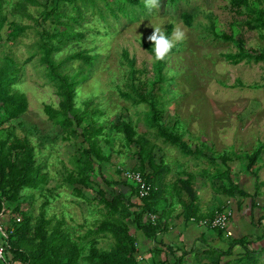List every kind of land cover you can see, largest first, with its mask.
<instances>
[{
	"label": "rangeland",
	"instance_id": "1",
	"mask_svg": "<svg viewBox=\"0 0 264 264\" xmlns=\"http://www.w3.org/2000/svg\"><path fill=\"white\" fill-rule=\"evenodd\" d=\"M19 1L5 0L3 3L5 21L0 28V53L11 50L16 58L23 61L33 49L31 43L37 34L33 27H28L15 43L7 40L9 20L35 24L32 17H20L10 12ZM256 1L264 8V0ZM116 10L117 17L107 14L110 25L89 14L82 24L85 35L56 52L62 56L78 47H86L91 53L101 54L93 72L76 86L75 103L84 107L88 102L89 108L96 109V113L84 117V122L90 118L102 122L103 132L98 144L104 157L95 161L97 168L90 172L88 183L68 180L75 170L73 156L86 142L81 135L76 138L67 136L59 124L47 117L43 103L57 105L60 97L46 80L43 64L37 55L31 57L23 63L21 79L15 86L25 93L27 107L17 117L2 120L0 116V138L7 137L6 145L14 148L20 143L31 144L35 162L43 176L38 187L22 190L19 204L22 211L12 209L14 202L5 207L4 218L12 224L10 217L19 221L16 217L21 220L22 212H29L31 225L43 218L48 234L53 233L52 230L68 233L77 243L76 264H91L85 258L91 241L84 234L105 216L106 209L99 200L100 190L110 197L119 186L128 189V185L114 182L116 178L123 179L116 169H131L138 162L134 152L137 143L125 144L122 131L116 132L115 128L108 135L110 123L125 120L137 132L146 130L144 113L147 106L142 102L133 104L121 94V90L129 88V64L124 50H127L128 57L134 59L133 81L148 88L154 75L152 67L155 60L153 49H150L153 44L148 36L154 26L169 36L175 27H180L186 34L185 39L177 43V49L165 59L163 70L167 82L162 84V90L157 91L162 100V122L186 139L192 148L199 147L202 153L182 152L176 145L158 137L154 129H148L145 136L155 143L154 159L169 166L164 175V181L169 185L179 176L194 174L192 188L197 191V201L206 211H212L211 215L229 206L232 210L228 222L230 231L244 233L247 228L260 231L264 228V218L260 216L264 209L258 206H264V150L250 168L246 167L244 153L250 152L259 141H264V59L230 62L222 53L235 50V43L213 36L203 26L209 22L211 13L217 30L242 38L245 48L253 53L264 50V30L248 27L244 22L248 18L247 11L230 0H160L159 9L149 11L148 15L142 13L139 19H129ZM183 10L194 14L192 24L187 25L180 16ZM26 11L36 15L37 7L27 3ZM69 63L76 66L78 60L73 59ZM218 154L226 156V162L219 163V166L209 158H219ZM226 166H230V177L248 194L236 192L229 196L216 190L220 180L214 175L219 168ZM256 166L257 180L254 174ZM206 168L208 170L203 172ZM107 177L112 181L108 182ZM126 181L135 184L131 179ZM252 200L259 204L251 209ZM211 204L216 205L210 208ZM160 206L166 209L165 212L170 208V204L164 202ZM252 210L253 215L250 216ZM127 224L135 237L142 235L141 229L132 223ZM206 231L215 232L211 228ZM94 236L95 245L100 248H109L114 243L109 232L94 233ZM66 245L63 244L61 249Z\"/></svg>",
	"mask_w": 264,
	"mask_h": 264
},
{
	"label": "trees",
	"instance_id": "2",
	"mask_svg": "<svg viewBox=\"0 0 264 264\" xmlns=\"http://www.w3.org/2000/svg\"><path fill=\"white\" fill-rule=\"evenodd\" d=\"M4 2L5 0H0V28L5 21V12L2 7ZM230 2L243 7L247 11L248 18L244 22L248 27L264 30V8L256 0H230ZM27 3L37 7L36 15L26 11ZM11 9V13L20 15V17L23 15L32 17L35 24L32 26L30 23H20L15 19L9 20L7 40L15 43L21 32L28 27H33L37 36L31 43L33 49L23 61L16 58L11 50L0 53L1 119L17 117L26 109V95L16 89L15 86L21 79L23 63L37 55L43 64L42 72L46 80L54 86L60 97L57 105L50 102L43 103L44 112L52 122L59 124L67 136L76 138L81 135L86 142V145L79 146L78 151L73 156L72 161L75 170L74 173H70L68 180L86 184L90 181V172L95 171L97 168L95 161L104 157L98 144L99 136L103 132V124L94 118L84 122V117L89 113H96V109L89 108L88 102H85L84 107L76 106L75 90L78 83L93 72L101 54L100 52L91 53L86 47H78L62 56L56 55V52L70 42H77L85 35L82 24L85 19L89 18V14L98 16L107 25H110L107 16L117 17L116 9L129 19H139V15L142 13L148 15L149 10H146L144 0H20ZM180 16L187 25L192 24L194 21V14L187 10L181 11ZM203 28L213 36L231 40L235 43V50L222 53L230 62L237 63L241 60L264 59V50L253 53L245 48L242 38L236 37L233 33L227 34L217 30L215 18H212L211 13H209V22ZM176 49L177 47H174L172 50ZM124 55L129 64V80L127 83L129 88L121 90V94L129 98L133 104L142 102L147 106L144 113L146 130L137 132L128 121L120 120L110 123L108 135H111L112 130L115 128L116 132L122 131L125 144L134 141L137 143L138 147L134 152L138 156V162L131 169L138 170L143 178L152 184V187L145 196H138L136 184L127 183L123 177L122 180L114 179V182L119 183V185L126 184L128 189L119 186L117 192L110 197H107L105 192L99 189L101 193L99 200L106 209L105 216L99 223L94 224L85 231L86 234L84 235L89 236L87 237L88 241H91L88 244L85 258L91 264H162L163 261L159 257V252L164 247L169 249L170 246L164 243L165 241L158 234L167 227L166 209L160 206L161 202L170 204V206L174 203L179 204L185 218H189L192 214L199 212L198 195L196 189L192 188L194 174L179 176L170 185L165 183L164 175L169 166L163 161L161 163L155 161L153 156L155 143L146 138L145 133L148 129H154L157 136L161 137L163 141L176 145L185 153L200 154L202 150L197 146L192 148L186 139L179 133L171 131L162 122V100L157 91L162 90V84L167 82L163 70L166 60H154L152 67L154 75L150 79V85L147 88L140 85L139 82L135 83L133 81L135 77L134 59L128 57L127 50H124ZM73 59L78 60L76 66L69 63ZM6 139L7 137L0 138V210L3 205L6 207L15 202L12 209L22 211L19 208L22 190L25 187H38L40 178L43 175L35 162V151L31 144L20 143L14 148L6 145ZM263 150L264 141H259L250 152L244 153L247 159V168H250L256 162ZM218 157L209 156L211 162H214L217 166H219V163L226 162L224 154H218ZM257 167L254 170L256 180L258 179ZM99 168H101L100 165ZM229 169L230 166H226L225 168H219L215 173L214 176H217L220 180L216 190L229 196L234 195L236 192L244 195L248 194L230 177ZM206 170L208 168L203 169V172ZM116 171L122 173L123 170L117 167ZM106 180L108 182L112 181L109 177ZM44 202L47 203V200L45 199ZM258 204V202L252 200L251 209ZM258 206L264 208L262 205ZM131 213L133 215L129 217ZM150 213H156L157 216L151 219ZM212 213V211H209L207 215L212 217ZM252 215L253 210L250 216ZM10 218L12 223L10 226L13 229L9 233L8 250L11 253V258L16 262L21 264H76L78 245L70 238L68 233H57V231L51 229L53 233L48 234L43 218L31 225L29 212H22L19 221H16L14 217ZM128 222L156 241V244L150 250L149 260L136 257V237L129 231ZM212 228L216 229L219 234L223 231L219 227ZM100 232H109L113 235L114 243L109 248H100L95 245L94 233ZM245 238L247 237L234 238L232 243L241 242L244 246L243 239ZM63 244L67 245L64 249H61ZM256 252V249L247 248L244 256L245 258H253ZM219 255L220 252H214V255L209 258V262L202 264H227L226 262H219ZM167 264H187V262L182 261L181 256L176 258V261Z\"/></svg>",
	"mask_w": 264,
	"mask_h": 264
},
{
	"label": "crops",
	"instance_id": "3",
	"mask_svg": "<svg viewBox=\"0 0 264 264\" xmlns=\"http://www.w3.org/2000/svg\"><path fill=\"white\" fill-rule=\"evenodd\" d=\"M197 205L199 212L192 214V216L199 219L207 215L208 211L204 209L200 201H197ZM214 205L216 204H211V207H209L212 208ZM166 215L167 227L158 232V234L170 248L164 247L159 252V257L163 261L162 264L176 261V258L181 256L182 261H186L187 264H202L209 262V258L214 255V252H220V263L264 264V228L260 229V231L247 228V232L244 233H233L229 230L230 235L226 232L228 230L227 227L219 234L211 226L200 224L196 219L185 218L182 207L179 204L170 206ZM236 217H234L235 220H237ZM208 228L214 229L215 232L207 233L206 230ZM240 237H247L243 239L244 246L241 242L232 243L234 238ZM155 244L156 241L143 232L141 236H136V257L149 260L150 250ZM247 248L257 250L253 258H245L244 254Z\"/></svg>",
	"mask_w": 264,
	"mask_h": 264
},
{
	"label": "built area",
	"instance_id": "4",
	"mask_svg": "<svg viewBox=\"0 0 264 264\" xmlns=\"http://www.w3.org/2000/svg\"><path fill=\"white\" fill-rule=\"evenodd\" d=\"M121 175L125 179H131L137 186L138 196H145L152 184L147 182L141 173L138 170L125 169L122 171ZM5 211V206L3 205L0 210V264H19L14 259L11 258L10 252L8 250L9 247V233L12 231V226L7 222V219L4 218L3 212ZM151 219H154L157 214L150 213ZM232 216V210L229 206H226L220 210H216L212 217L204 216L202 218L196 219L194 216H190L191 220H198L200 224L211 226V227H219L221 229H226L228 227L229 219ZM18 220L20 217H16ZM229 233V229L226 231Z\"/></svg>",
	"mask_w": 264,
	"mask_h": 264
},
{
	"label": "clouds",
	"instance_id": "5",
	"mask_svg": "<svg viewBox=\"0 0 264 264\" xmlns=\"http://www.w3.org/2000/svg\"><path fill=\"white\" fill-rule=\"evenodd\" d=\"M145 7L151 12L159 9L160 0H144ZM154 26V25H153ZM185 32L180 27H175L171 36L164 30L154 26L153 32L148 36V40L153 44L154 58L156 61H164L177 43L185 39Z\"/></svg>",
	"mask_w": 264,
	"mask_h": 264
}]
</instances>
